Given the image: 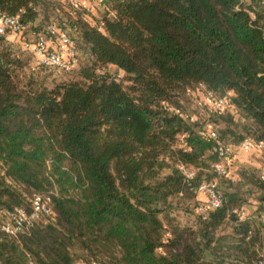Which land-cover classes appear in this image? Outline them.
<instances>
[{
  "label": "trees",
  "instance_id": "1",
  "mask_svg": "<svg viewBox=\"0 0 264 264\" xmlns=\"http://www.w3.org/2000/svg\"><path fill=\"white\" fill-rule=\"evenodd\" d=\"M55 1L0 0L3 14L21 13L25 43L54 25L72 32L78 60L67 73L41 66L73 75L48 85L41 70L22 73L25 52L0 36V264L264 262L263 226L237 214L264 212V168L212 170L219 143H264V0H108L90 22ZM110 66L123 80L102 72ZM209 91L228 103L217 112L207 101L218 131L219 119L182 104ZM203 182L222 196L205 215ZM34 195L50 198V214L5 234L6 212L30 213ZM170 209L195 215L193 226L166 230Z\"/></svg>",
  "mask_w": 264,
  "mask_h": 264
},
{
  "label": "built area",
  "instance_id": "2",
  "mask_svg": "<svg viewBox=\"0 0 264 264\" xmlns=\"http://www.w3.org/2000/svg\"><path fill=\"white\" fill-rule=\"evenodd\" d=\"M70 3L74 7L82 6L84 9L83 20L85 22L91 21V16L95 11V4L93 2L84 5L80 0H70ZM23 31L24 26L21 22V13L8 16L0 11V36H6L8 33L19 36L23 34ZM23 48L34 55L39 66L56 68L65 73L70 72L78 62L74 40L66 33L58 32L54 25L47 26L45 33L39 35L34 43L23 42ZM204 97L211 103V108L214 111L222 112L228 106L226 99L218 98L210 91L206 92ZM174 111L176 114L181 115L180 110ZM184 117L189 118L187 115H184ZM208 135L211 138H215L216 136L213 132H209ZM238 150L244 153H261L264 151V143L255 142L251 139H245L238 147L219 143L215 149L219 162L212 165V170L217 176L229 177L231 175L229 169V165L231 164L229 163H231ZM179 169L188 181H191L195 177L196 172L194 168L180 164ZM197 190L200 195L205 197L204 203L197 208L198 213L205 215L208 210H215L221 207L222 196L215 182H203ZM49 204L50 198L34 195L31 199L30 213L22 208L6 212V220L2 225V231L8 236H17L43 216L49 215ZM237 214L242 220L247 217V212L244 209H241ZM91 264L101 263L93 261ZM259 264H264V262H260Z\"/></svg>",
  "mask_w": 264,
  "mask_h": 264
},
{
  "label": "rangeland",
  "instance_id": "3",
  "mask_svg": "<svg viewBox=\"0 0 264 264\" xmlns=\"http://www.w3.org/2000/svg\"><path fill=\"white\" fill-rule=\"evenodd\" d=\"M59 1L61 5H65L67 4V0H56ZM55 1V2H56ZM82 4H88V3H94L95 4V11L93 13L92 18H99L102 16V14L104 13V7L101 1H97V0H81ZM57 14V13H56ZM58 15V14H57ZM67 34H69L70 36H72V32L67 31ZM6 41L11 44L15 50H18L20 53L25 52L22 55V60L25 62L28 59V65L26 66V68L24 69V71L22 73H24L25 75L30 74L31 72H38L39 70L42 71L43 75L42 78H44L45 82L48 85H52L53 83H59L65 79H70L73 75H66L54 70H46V69H40L41 66H39L37 64V60L34 57L33 54H31L30 52L24 50L23 48V42H24V38H23V34L19 35V36H14L10 33H8L5 36ZM28 40H31L32 38L30 36L27 37ZM28 53V54H27ZM102 72H109V74L112 75V77L116 78L117 80H123V72L119 71L117 68L110 66L107 68H104V70ZM124 84L127 85L128 83L126 81H124ZM202 90V89H201ZM183 108L185 110V112L190 113L196 117H200L202 119H209L211 120V122H214V119H219V122L216 124H219V127L217 125H212L211 127H209V129L212 130H220L221 128L224 127V125L222 124L223 121L220 120V118L218 116H211L209 113L210 108L207 106V100L205 99V97L201 94V96H197L193 99H189L186 98L183 102ZM235 120L237 122L240 121V117L236 116ZM215 123V122H214ZM231 165H229V169L231 172V176L233 177H239L240 174L242 173L243 169H247L248 171H254L259 173L261 171V169L264 168V151L260 153V156L257 155L256 153H244V152H240L239 150L235 153V156L233 158V160L231 161V163H229ZM212 179H218L213 177ZM219 185H221L222 187L224 186V180H217ZM259 194H256V196ZM199 200L204 201L205 197L203 195H199ZM254 206H245V210L248 213L249 217L250 216H254V220L257 224H260L259 226H263L262 228V236L264 238V212H262L261 217H258L257 215L253 214L254 213ZM196 213V212H195ZM165 225V229L166 230H171L173 231V229L176 228H184V227H191L194 224V220H195V215H193L192 213H188L185 212L183 210H172L170 209L168 211L167 214H163L160 217ZM255 223V224H256ZM256 224V225H257ZM258 226V225H257Z\"/></svg>",
  "mask_w": 264,
  "mask_h": 264
},
{
  "label": "crops",
  "instance_id": "4",
  "mask_svg": "<svg viewBox=\"0 0 264 264\" xmlns=\"http://www.w3.org/2000/svg\"><path fill=\"white\" fill-rule=\"evenodd\" d=\"M81 1V0H80ZM82 2V1H81ZM254 153H256V152H254ZM257 155H259L260 156V153H256Z\"/></svg>",
  "mask_w": 264,
  "mask_h": 264
}]
</instances>
